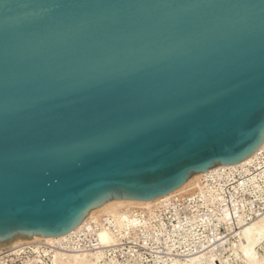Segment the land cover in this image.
Returning a JSON list of instances; mask_svg holds the SVG:
<instances>
[{
    "label": "water",
    "instance_id": "1",
    "mask_svg": "<svg viewBox=\"0 0 264 264\" xmlns=\"http://www.w3.org/2000/svg\"><path fill=\"white\" fill-rule=\"evenodd\" d=\"M263 141L264 0H0V248Z\"/></svg>",
    "mask_w": 264,
    "mask_h": 264
},
{
    "label": "rangeland",
    "instance_id": "2",
    "mask_svg": "<svg viewBox=\"0 0 264 264\" xmlns=\"http://www.w3.org/2000/svg\"><path fill=\"white\" fill-rule=\"evenodd\" d=\"M210 185L214 184L203 179L200 182L198 180L196 186L192 189L188 188L187 192L173 194L184 195L176 196L167 203L156 206L153 212L149 213L150 261L139 264H247L241 252L235 247L238 242L235 232L241 224L250 223L251 220L264 216V197L260 201H256V198L248 199L245 214L230 219L225 216V211L231 208L230 205H215L205 200L209 197L205 190L212 187ZM124 207L140 209L135 205ZM249 209H252V214L248 213ZM146 215L148 216V213ZM96 232L91 231L86 239L83 238L86 243L81 241L80 245H93ZM73 247L78 251L84 248L91 253L100 249L80 246L79 250V246ZM127 247L117 245L105 247L103 248L105 258L104 256L102 258L104 260L113 258L123 264ZM257 252L262 256V264H264V241L257 248ZM53 253V247L42 245L27 247L21 254L0 257V264H54L51 261ZM192 255L199 256L191 261ZM59 264H67V261L63 260Z\"/></svg>",
    "mask_w": 264,
    "mask_h": 264
},
{
    "label": "bare ground",
    "instance_id": "3",
    "mask_svg": "<svg viewBox=\"0 0 264 264\" xmlns=\"http://www.w3.org/2000/svg\"><path fill=\"white\" fill-rule=\"evenodd\" d=\"M263 147L264 141L258 147V149L244 161L233 165L216 166L206 172L191 176L182 184V188L175 189L166 195L155 197L151 201L138 200L134 198H131V201H106L102 203L97 209L91 211L76 227L70 229L67 233L48 238H32L28 240L17 241L9 246L0 248V257L12 254H21L26 250L27 247L42 245L54 248V253L51 257V261L54 264L62 263L63 260L67 261V264H122L113 258H110L109 260H104L102 258L103 256L105 258L103 248L112 246L114 247V245H116L115 238L106 228L99 229L96 232L98 245H100L98 248L100 249L97 248L98 250L93 251L92 253L90 251H85L84 248V251L80 250V247V251L76 250L77 248L75 249V247H73L76 246L74 245L75 243L73 238L76 237L80 232L84 231L86 226H90L89 224L92 222H100V218L104 215L113 216L119 227V230H122L128 224L124 221L123 217L126 216L127 213L132 212V209L125 208L124 206L135 205L139 206L141 210H146L147 212L152 213L156 206L165 204L167 201L175 198L176 196L184 195L173 194L187 192L188 188H194L197 181L199 180L200 182V180L205 178L208 174L214 173L218 170H224L227 168L232 169L249 164L253 161L254 157ZM241 225L236 230L237 232H235V234L237 233L236 237H238V242L235 247L241 252V255L244 257L247 264H262L263 259L262 256L259 255V252H257V248H259L264 241V216L251 220L250 223L243 224L242 226ZM198 256L192 255L190 260H196Z\"/></svg>",
    "mask_w": 264,
    "mask_h": 264
},
{
    "label": "built area",
    "instance_id": "4",
    "mask_svg": "<svg viewBox=\"0 0 264 264\" xmlns=\"http://www.w3.org/2000/svg\"><path fill=\"white\" fill-rule=\"evenodd\" d=\"M203 180L214 184L213 186L210 185L212 187L206 188L205 192L209 197L205 200H209L215 205H230L231 208L225 211V216L230 219L244 215L248 199L256 198V201H260L264 197V147L249 164L232 169L218 170L208 174ZM251 211L252 209H249L248 213L252 214ZM146 212L141 209H132V212L127 213L123 217L128 224L122 230H119L113 216L106 215L100 219V222H92L89 224L90 226H86L84 231L74 237V245L79 247L87 246L92 249L98 248L100 245H98L97 233H95V238L93 239L95 243L93 245H80V243L83 238L86 239V236L91 231L94 232L106 228L115 238L117 246H128L122 260L124 263L139 264L149 262L150 214L147 212V216ZM83 242L86 243V241Z\"/></svg>",
    "mask_w": 264,
    "mask_h": 264
}]
</instances>
